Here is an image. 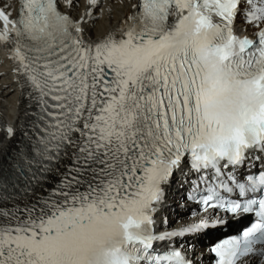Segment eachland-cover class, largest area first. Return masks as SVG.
<instances>
[{
	"label": "snow or ice",
	"instance_id": "obj_1",
	"mask_svg": "<svg viewBox=\"0 0 264 264\" xmlns=\"http://www.w3.org/2000/svg\"><path fill=\"white\" fill-rule=\"evenodd\" d=\"M80 2L0 9L33 108L0 162V264H202L189 238L245 214L212 264H264V0H125L98 38L103 0ZM177 173L205 215L160 231Z\"/></svg>",
	"mask_w": 264,
	"mask_h": 264
},
{
	"label": "bare ground",
	"instance_id": "obj_2",
	"mask_svg": "<svg viewBox=\"0 0 264 264\" xmlns=\"http://www.w3.org/2000/svg\"><path fill=\"white\" fill-rule=\"evenodd\" d=\"M14 1L2 0L1 3L7 4V9H9ZM83 11L84 3L81 0L80 7L74 15ZM127 11L125 0H103V8L95 10V15L99 19L96 21L94 36L101 37L114 28ZM6 64H8V60L4 57L0 47V112L6 121L16 129V135L11 140L7 139L5 135L0 136V162L16 146L15 142L32 119L31 112L33 111V108L29 106L32 101L28 98L27 91L21 86L22 78H12ZM39 190L37 189V191Z\"/></svg>",
	"mask_w": 264,
	"mask_h": 264
}]
</instances>
